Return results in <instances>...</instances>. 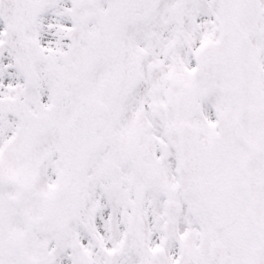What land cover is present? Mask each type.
<instances>
[{"label":"snow or ice","instance_id":"6c2138e0","mask_svg":"<svg viewBox=\"0 0 264 264\" xmlns=\"http://www.w3.org/2000/svg\"><path fill=\"white\" fill-rule=\"evenodd\" d=\"M0 264H264V0H0Z\"/></svg>","mask_w":264,"mask_h":264}]
</instances>
